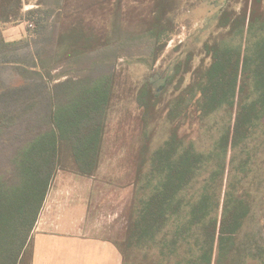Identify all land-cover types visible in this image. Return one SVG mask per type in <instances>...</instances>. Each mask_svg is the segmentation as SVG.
<instances>
[{
    "label": "trees",
    "instance_id": "1",
    "mask_svg": "<svg viewBox=\"0 0 264 264\" xmlns=\"http://www.w3.org/2000/svg\"><path fill=\"white\" fill-rule=\"evenodd\" d=\"M24 6L0 0L2 90L26 100L18 112L0 111V133L40 99L49 103L48 127L14 155L12 178L0 177V264H31L32 234L55 179L96 178L117 119L123 138L130 119L134 134L110 181L132 191L122 232L109 238L123 264H264V0L219 13L221 34L203 48L208 63L193 68L190 55L164 86L150 78L136 88L115 73L77 69L72 76L66 69L133 41L98 40L76 25L55 43L52 11ZM159 15L145 32L152 45L169 39ZM23 21L33 23L28 36L7 42L5 27Z\"/></svg>",
    "mask_w": 264,
    "mask_h": 264
},
{
    "label": "rangeland",
    "instance_id": "2",
    "mask_svg": "<svg viewBox=\"0 0 264 264\" xmlns=\"http://www.w3.org/2000/svg\"><path fill=\"white\" fill-rule=\"evenodd\" d=\"M41 1L48 5H38ZM160 1L24 0V4L25 9L47 8L52 11L51 24L54 26L55 43L65 30L76 25H80L98 40L101 37L114 36L113 42L121 39L133 41L134 45L131 47L119 46L115 54L103 55L100 51L95 52L89 57L85 56L81 63H75L74 69H66L67 74L72 76L77 69L81 72L88 71L94 76L115 73L123 81L129 79L128 87L136 88L150 78L156 80V87L164 86L165 78L173 77L175 67L190 55L193 56V68L204 60L208 63L209 59L204 55L203 48L205 43L213 41L221 34L217 27L219 13L223 10L238 12L245 3V0H169L164 10H161L158 5ZM161 11H164L163 22L169 32V39L165 40L167 36H164L160 43L152 45L149 34L145 32L152 28L154 18H159ZM113 25H117V35L112 33ZM138 34L143 37L139 38ZM52 42L50 45L54 46ZM94 62L98 65L95 66ZM57 68H61V65ZM60 71L61 69H55L53 74H60ZM186 76L188 83L190 75ZM65 79L53 80L51 86ZM14 81L18 85L22 84L20 78ZM169 87L173 89L175 84ZM0 94L6 95L4 99H0V111L18 112L21 110L20 103H26L23 97L20 101L18 96H7L6 91L1 90ZM122 96L126 98V94L123 93ZM48 106L46 100H38L36 109L20 116L14 126L0 135V177L6 180L12 178L14 155L25 143L46 130L48 126L45 116ZM129 106L135 117V104L130 103ZM130 124L131 119L126 123L125 130L128 131L124 138L123 131L119 128V119L111 125L106 137L101 169L96 178L81 179L71 174H58L50 196L59 194L60 201L62 197L66 199L53 211L52 226H82L85 220L89 227L103 228V235L108 238H116L122 232L123 215L132 191L121 189L116 181L115 184L110 181L115 177V169L123 164L127 156L130 137L134 135L128 127ZM82 194L86 197L80 199Z\"/></svg>",
    "mask_w": 264,
    "mask_h": 264
},
{
    "label": "crops",
    "instance_id": "3",
    "mask_svg": "<svg viewBox=\"0 0 264 264\" xmlns=\"http://www.w3.org/2000/svg\"><path fill=\"white\" fill-rule=\"evenodd\" d=\"M30 9H25L24 12ZM28 36L27 22L7 25L3 37L7 42L20 41ZM0 74V91L6 86L4 74ZM2 94H0V97ZM1 99V98H0ZM7 129H3L0 135ZM82 179V178H81ZM87 188V186H86ZM49 193L39 220L32 234L33 258L31 264H123L117 246L103 235V228L89 227L84 220L82 226L54 227L53 211L66 198ZM61 195V194H60ZM80 199L86 197L80 195ZM81 201V200H80ZM87 219V218H86ZM104 230V229H103Z\"/></svg>",
    "mask_w": 264,
    "mask_h": 264
},
{
    "label": "built area",
    "instance_id": "4",
    "mask_svg": "<svg viewBox=\"0 0 264 264\" xmlns=\"http://www.w3.org/2000/svg\"><path fill=\"white\" fill-rule=\"evenodd\" d=\"M28 27L33 28V23L29 22L27 23Z\"/></svg>",
    "mask_w": 264,
    "mask_h": 264
}]
</instances>
